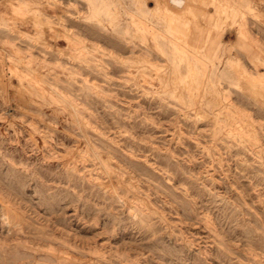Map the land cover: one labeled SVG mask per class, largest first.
Returning a JSON list of instances; mask_svg holds the SVG:
<instances>
[{"label": "rangeland", "instance_id": "374dc122", "mask_svg": "<svg viewBox=\"0 0 264 264\" xmlns=\"http://www.w3.org/2000/svg\"><path fill=\"white\" fill-rule=\"evenodd\" d=\"M1 245L264 264V0H0Z\"/></svg>", "mask_w": 264, "mask_h": 264}, {"label": "bare ground", "instance_id": "6f19581e", "mask_svg": "<svg viewBox=\"0 0 264 264\" xmlns=\"http://www.w3.org/2000/svg\"><path fill=\"white\" fill-rule=\"evenodd\" d=\"M179 5V4H178ZM251 70V69H250ZM18 238V237H17ZM20 240V239H19ZM12 240H10V242H11ZM20 242V241H19ZM5 243V242H4ZM18 243V242H17ZM17 243H14V241L12 242V244H17ZM24 243V242H23ZM105 243V242H104ZM21 245H22V243H21ZM25 245V244H24ZM7 248V247H6ZM15 248V247H14ZM25 248H26V245H25ZM25 248H23V249H25ZM13 249V248H12ZM29 249V248H28ZM33 249V248H32ZM16 250V249H15ZM48 250V249H47ZM13 251V250H12ZM24 251V250H23ZM29 250H27L26 252H28ZM32 251V250H31ZM36 251V250H35ZM48 251H50V250H48ZM53 251V250H52ZM52 251H50L51 253H50V256L51 257H53V258H55L54 259V261H59V262H62V263H67V262H69V258H70V256H69V258L67 257L68 255H66V256H64L63 254H61L60 252V254H57V252L55 253L54 251V253H52ZM5 252H7V254H9L10 253V249L9 248H7V249H3V247H2V245L0 246V253H2V254H4ZM15 252V251H14ZM38 252V251H37ZM42 252H44V251H42ZM19 253V252H18ZM23 253V252H22ZM34 253V251H32V254ZM45 253H46V250H45ZM47 253H49V252H47ZM7 254H4L5 256L7 255ZM28 254V253H27ZM41 254V253H40ZM67 254V253H66ZM35 255H37V254H35ZM45 256V255H44ZM11 258L10 257V255H8L7 256V258ZM35 257V256H34ZM42 257V256H41ZM1 258H3L2 257V255H1ZM0 258V259H1ZM5 258V257H4ZM8 258V259H9ZM15 258V257H14ZM20 258V257H19ZM48 257H46V259H47ZM30 259H33V258H30ZM71 259V258H70ZM12 260L13 259H11V263H12ZM24 260V259H23ZM35 260V259H34ZM3 261H4V259H3ZM19 261V260H18ZM21 261V260H20ZM26 261V260H25ZM27 261H29V258H28V260ZM26 261V262H27ZM32 261V260H31ZM13 262H14V260H13ZM23 262V261H22ZM2 263V261H0V264ZM7 263H10V261L8 262L7 261ZM6 263V264H7ZM16 263H17V261H16ZM5 264V263H4ZM15 264V263H14ZM20 264H24V262L23 263H20ZM27 264V263H26Z\"/></svg>", "mask_w": 264, "mask_h": 264}]
</instances>
